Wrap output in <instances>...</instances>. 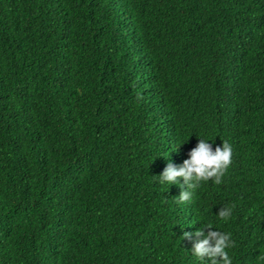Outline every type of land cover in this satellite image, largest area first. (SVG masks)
<instances>
[{
  "label": "trees",
  "instance_id": "obj_1",
  "mask_svg": "<svg viewBox=\"0 0 264 264\" xmlns=\"http://www.w3.org/2000/svg\"><path fill=\"white\" fill-rule=\"evenodd\" d=\"M200 138L232 163L177 203ZM208 224L264 264V0H0V264H207Z\"/></svg>",
  "mask_w": 264,
  "mask_h": 264
},
{
  "label": "clouds",
  "instance_id": "obj_2",
  "mask_svg": "<svg viewBox=\"0 0 264 264\" xmlns=\"http://www.w3.org/2000/svg\"><path fill=\"white\" fill-rule=\"evenodd\" d=\"M137 95L139 98V94ZM207 141L200 138L196 146L188 152V158L184 159L182 164L177 166L169 160L158 175L160 184L180 186L177 203L191 202L202 182L211 180L217 185L221 184L222 178L232 163V146L227 141H223L222 145L215 147L214 150ZM233 207H221L217 212L219 219L227 222L232 216ZM204 228L208 230L205 232ZM193 236L196 239L192 243L191 252L199 260H206L207 264H232L227 251L235 246L231 233L215 230L208 224L203 228H197L195 232H183L182 238L192 240Z\"/></svg>",
  "mask_w": 264,
  "mask_h": 264
}]
</instances>
